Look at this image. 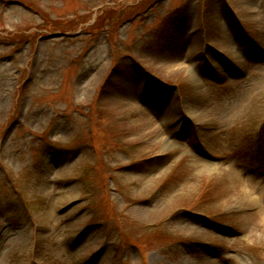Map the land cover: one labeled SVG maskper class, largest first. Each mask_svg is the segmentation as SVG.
Returning a JSON list of instances; mask_svg holds the SVG:
<instances>
[{"label":"rangeland","instance_id":"obj_1","mask_svg":"<svg viewBox=\"0 0 264 264\" xmlns=\"http://www.w3.org/2000/svg\"><path fill=\"white\" fill-rule=\"evenodd\" d=\"M0 264H264V0H0Z\"/></svg>","mask_w":264,"mask_h":264}]
</instances>
